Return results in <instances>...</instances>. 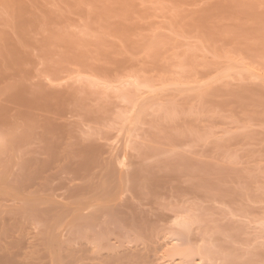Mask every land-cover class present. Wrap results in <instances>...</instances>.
Returning a JSON list of instances; mask_svg holds the SVG:
<instances>
[{"label": "rangeland", "instance_id": "374dc122", "mask_svg": "<svg viewBox=\"0 0 264 264\" xmlns=\"http://www.w3.org/2000/svg\"><path fill=\"white\" fill-rule=\"evenodd\" d=\"M187 249L264 264V0H0V264Z\"/></svg>", "mask_w": 264, "mask_h": 264}, {"label": "bare ground", "instance_id": "6f19581e", "mask_svg": "<svg viewBox=\"0 0 264 264\" xmlns=\"http://www.w3.org/2000/svg\"><path fill=\"white\" fill-rule=\"evenodd\" d=\"M200 252V251H199ZM198 252V253H199ZM198 253L196 254V253H194V251H192V250H189V249H187V250H173L171 253H169L168 255H167V257L169 258L168 259V261L166 262V264H184V262H185V260H187V259H189L191 256L193 257H195V256H198ZM204 253H206V252H203V254ZM196 254V255H195ZM201 254V256H202V253H199V255ZM180 257V258H182L181 260H180V262L179 263H176L175 261H174V258L175 257ZM204 256V255H203ZM191 257V258H192ZM200 259H201V257H200Z\"/></svg>", "mask_w": 264, "mask_h": 264}]
</instances>
